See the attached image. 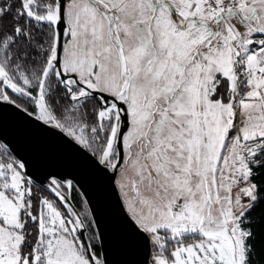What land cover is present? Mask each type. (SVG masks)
Wrapping results in <instances>:
<instances>
[{
  "label": "snow or ice",
  "instance_id": "obj_1",
  "mask_svg": "<svg viewBox=\"0 0 264 264\" xmlns=\"http://www.w3.org/2000/svg\"><path fill=\"white\" fill-rule=\"evenodd\" d=\"M0 264H264V0H0Z\"/></svg>",
  "mask_w": 264,
  "mask_h": 264
}]
</instances>
